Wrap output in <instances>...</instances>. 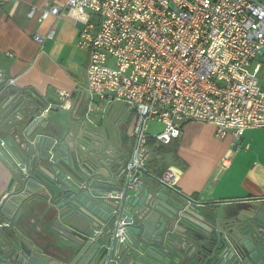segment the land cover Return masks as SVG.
<instances>
[{
  "label": "built area",
  "instance_id": "built-area-1",
  "mask_svg": "<svg viewBox=\"0 0 264 264\" xmlns=\"http://www.w3.org/2000/svg\"><path fill=\"white\" fill-rule=\"evenodd\" d=\"M36 12L39 23L64 14L82 26L77 46L87 54L86 119L93 121V112L104 115L113 104L129 106L130 188L142 183L149 141L170 144L185 122L209 124L216 138L229 134L234 144L246 129L264 127V88L254 65L264 54V6L256 0H67L63 8L31 6L27 17ZM54 35L51 28L33 40L42 48ZM17 79L4 80L0 96ZM58 95L69 97L63 90ZM156 180L176 187L169 169ZM124 225L118 223V237Z\"/></svg>",
  "mask_w": 264,
  "mask_h": 264
},
{
  "label": "water",
  "instance_id": "water-1",
  "mask_svg": "<svg viewBox=\"0 0 264 264\" xmlns=\"http://www.w3.org/2000/svg\"><path fill=\"white\" fill-rule=\"evenodd\" d=\"M11 107L4 125L24 143L14 153L0 146V159L12 171L0 200V264L49 258L4 211L33 194L47 201L50 229L60 239L49 244L60 249L64 264H264V202L222 220L215 212L199 213L189 198L150 193L142 184L130 188L106 127L87 120L73 136L71 117L50 120L43 105L23 97ZM66 125L67 134L61 132ZM22 158L25 164H18ZM120 221L124 231L117 237Z\"/></svg>",
  "mask_w": 264,
  "mask_h": 264
},
{
  "label": "crops",
  "instance_id": "crops-1",
  "mask_svg": "<svg viewBox=\"0 0 264 264\" xmlns=\"http://www.w3.org/2000/svg\"><path fill=\"white\" fill-rule=\"evenodd\" d=\"M256 1L264 6V0ZM66 2L0 0V70L3 72L0 84L8 78H18L16 85L5 90L0 98V140L7 144L8 149L10 147L12 153L15 152L13 147L24 142L19 135L7 132L4 115L18 97L43 105L50 120L71 117L73 136L78 134L80 124L87 120V54L77 46L78 30L82 26L74 24L64 14L58 18L50 16L42 23L37 20L38 12L32 18L27 17L31 6L39 9L51 6L63 8ZM51 28L55 30L54 38L45 41L40 48L33 35L44 34ZM255 64L259 65L258 81L264 88V54L254 61ZM60 90L68 92L73 99L70 100V97L64 101L58 95ZM123 105L113 104L104 115L93 112L91 118L106 127L110 142L120 148L125 165L131 156L133 117L130 121L123 119ZM66 127L61 132L67 134ZM153 128L159 131L161 126L154 124ZM233 141L229 134L222 139L216 138L214 127L209 124L185 122L181 126V135L169 146L149 141L150 157L140 176L141 186L150 193L161 190L179 200L189 198L194 202L190 206L199 213L215 212L222 220L237 213H250L251 208L264 202V127L246 129L236 144ZM18 164H25V158L20 159ZM10 169L9 164L0 159V200L9 192ZM167 169L176 174L175 189L164 187L156 180ZM4 211L16 219L15 229L49 255L44 264L67 262L60 249L49 244L51 238L53 241L50 243L54 242V246L60 239L50 229L51 222L46 217L47 201L33 194L8 204Z\"/></svg>",
  "mask_w": 264,
  "mask_h": 264
},
{
  "label": "rangeland",
  "instance_id": "rangeland-1",
  "mask_svg": "<svg viewBox=\"0 0 264 264\" xmlns=\"http://www.w3.org/2000/svg\"><path fill=\"white\" fill-rule=\"evenodd\" d=\"M17 83V82H16ZM2 96V95H1ZM1 96H0V98H1ZM69 97H70V94H69ZM68 97V98H69ZM119 104H121V105H123L122 103H119ZM123 107H125V116H123V119L125 120V118L127 119V120H129L130 121V119L132 118V113H131V110L129 109V106L128 105H123ZM108 111H106V113H107ZM105 113V114H106ZM42 114L44 115V112L42 111ZM86 122H87V120H86ZM156 128H158V126H156ZM128 143V142H127ZM4 146H6V143H5V145ZM117 230H118V227H117V229H116V233H117ZM117 237H118V235H116Z\"/></svg>",
  "mask_w": 264,
  "mask_h": 264
},
{
  "label": "trees",
  "instance_id": "trees-1",
  "mask_svg": "<svg viewBox=\"0 0 264 264\" xmlns=\"http://www.w3.org/2000/svg\"><path fill=\"white\" fill-rule=\"evenodd\" d=\"M150 143H151V141H150ZM152 143H154V142H152ZM162 146H167V145H162ZM169 146V145H168Z\"/></svg>",
  "mask_w": 264,
  "mask_h": 264
}]
</instances>
